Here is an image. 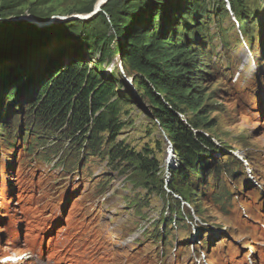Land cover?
<instances>
[{
	"label": "rangeland",
	"instance_id": "obj_1",
	"mask_svg": "<svg viewBox=\"0 0 264 264\" xmlns=\"http://www.w3.org/2000/svg\"><path fill=\"white\" fill-rule=\"evenodd\" d=\"M95 2L0 0V44L19 34L0 46V264H264V0H107L120 29L110 26L97 46L86 36ZM25 14L79 17L10 20ZM129 26L147 29L146 41L167 36L204 50L189 71L201 105L179 104L178 113L212 140L198 162L214 170L172 175L167 130L139 84L147 73L121 55ZM55 59L80 60L113 82L122 99L116 140L150 149L153 176L111 161L109 144L91 154L26 117Z\"/></svg>",
	"mask_w": 264,
	"mask_h": 264
},
{
	"label": "trees",
	"instance_id": "obj_2",
	"mask_svg": "<svg viewBox=\"0 0 264 264\" xmlns=\"http://www.w3.org/2000/svg\"><path fill=\"white\" fill-rule=\"evenodd\" d=\"M102 10L97 13L98 19L95 17L89 22L86 33L87 39L95 42L96 46L105 39L110 26L120 29V13L108 12L105 3ZM105 12H108V17ZM138 29L131 26L122 29L126 43L121 55L147 73L149 80L141 79L139 84L150 100L153 115L167 130L171 153L178 163L172 175L185 179L190 174L196 176L206 167L214 170V165H207V160L198 162L202 155L213 149L212 140L197 128V123L182 120L178 113L182 112L179 104L194 112L201 105L202 92L198 85H193V73L189 75V71L193 72L201 66L199 61L195 65L192 58L197 55L196 52L203 54L204 50L188 43L169 41L167 36L158 37L157 41H146L148 30ZM18 35L14 31L1 42V48L6 50ZM99 50L102 58L104 51L102 48ZM59 63V59L48 62L43 75L38 76L43 80L34 95L29 98L28 93L24 95L28 98L26 117L41 128L61 132V136L71 139L73 144L86 147L93 152L91 154H101L102 146L109 144L105 153L111 161L134 162V166L145 175L153 176L159 169V162L150 149L136 151L124 141L116 140L123 126L120 119L122 99L115 92L113 82L103 79L95 68L87 67L80 60H72L61 67ZM197 70L200 71L199 68ZM16 86L10 87L5 97L11 98ZM166 186L182 196L180 189L172 183Z\"/></svg>",
	"mask_w": 264,
	"mask_h": 264
},
{
	"label": "water",
	"instance_id": "obj_3",
	"mask_svg": "<svg viewBox=\"0 0 264 264\" xmlns=\"http://www.w3.org/2000/svg\"><path fill=\"white\" fill-rule=\"evenodd\" d=\"M107 0H102L100 3H98L97 7H94L92 12L91 13H96L97 11L100 10V7L106 2ZM28 14H25V15H21V16H18L16 18H13V19H10L12 21H18V20H25V21H28V22H32V23H35L36 25L38 26H43V25H47V24H50L51 22H53L54 19H60L61 21L63 20H67V19H70V18H74V17H79L78 15L76 14H72V15H69V16H53L49 19H46V20H39L38 18H36V16H34L37 20H32V19H29L27 18ZM32 15V14H31Z\"/></svg>",
	"mask_w": 264,
	"mask_h": 264
},
{
	"label": "bare ground",
	"instance_id": "obj_4",
	"mask_svg": "<svg viewBox=\"0 0 264 264\" xmlns=\"http://www.w3.org/2000/svg\"><path fill=\"white\" fill-rule=\"evenodd\" d=\"M101 1H102V0H96V2H95V6H94V7H97L98 3H100ZM26 16H27V18H29V19L37 20V21H38V19H36L33 15L28 14V15H26Z\"/></svg>",
	"mask_w": 264,
	"mask_h": 264
}]
</instances>
